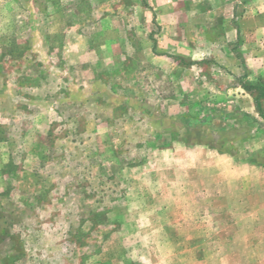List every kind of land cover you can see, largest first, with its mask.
Instances as JSON below:
<instances>
[{
	"label": "rangeland",
	"instance_id": "1",
	"mask_svg": "<svg viewBox=\"0 0 264 264\" xmlns=\"http://www.w3.org/2000/svg\"><path fill=\"white\" fill-rule=\"evenodd\" d=\"M0 264H264V0H0Z\"/></svg>",
	"mask_w": 264,
	"mask_h": 264
}]
</instances>
